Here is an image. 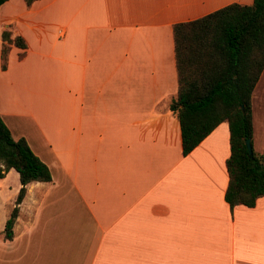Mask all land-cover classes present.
I'll return each instance as SVG.
<instances>
[{
    "label": "crops",
    "instance_id": "0c3cea01",
    "mask_svg": "<svg viewBox=\"0 0 264 264\" xmlns=\"http://www.w3.org/2000/svg\"><path fill=\"white\" fill-rule=\"evenodd\" d=\"M251 1L0 5V32L25 43L0 68V118L50 174L25 185L10 239L2 229L20 184L12 168L0 178V264H264V195L251 207L224 201L226 121L182 155L168 109L172 26ZM251 122L264 154V67Z\"/></svg>",
    "mask_w": 264,
    "mask_h": 264
},
{
    "label": "trees",
    "instance_id": "16d2710c",
    "mask_svg": "<svg viewBox=\"0 0 264 264\" xmlns=\"http://www.w3.org/2000/svg\"><path fill=\"white\" fill-rule=\"evenodd\" d=\"M7 0H0V5ZM29 5L34 0H23ZM0 32V68H5L10 45L25 48L19 35ZM177 91L168 109L178 121L181 154L186 155L217 124L226 121L229 155L224 161L229 208L254 205L264 195V154L246 151L251 145V92L264 67V0L229 3L198 18L172 26ZM22 53L18 54L20 58ZM12 168L20 187L2 229L10 239L17 205L31 181L47 182L46 165L23 138L12 139L0 118V178Z\"/></svg>",
    "mask_w": 264,
    "mask_h": 264
},
{
    "label": "rangeland",
    "instance_id": "374dc122",
    "mask_svg": "<svg viewBox=\"0 0 264 264\" xmlns=\"http://www.w3.org/2000/svg\"><path fill=\"white\" fill-rule=\"evenodd\" d=\"M15 177L13 175H10L7 177L6 184H7L9 189H12L14 184L17 183V176H15Z\"/></svg>",
    "mask_w": 264,
    "mask_h": 264
},
{
    "label": "water",
    "instance_id": "95a60500",
    "mask_svg": "<svg viewBox=\"0 0 264 264\" xmlns=\"http://www.w3.org/2000/svg\"><path fill=\"white\" fill-rule=\"evenodd\" d=\"M244 145H245L247 153L250 155L251 154V145H250V140L248 138H246L244 140Z\"/></svg>",
    "mask_w": 264,
    "mask_h": 264
}]
</instances>
